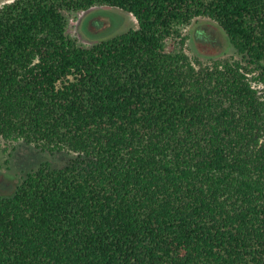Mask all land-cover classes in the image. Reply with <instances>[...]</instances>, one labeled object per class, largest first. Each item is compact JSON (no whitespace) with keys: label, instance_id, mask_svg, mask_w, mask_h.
I'll use <instances>...</instances> for the list:
<instances>
[{"label":"trees","instance_id":"trees-1","mask_svg":"<svg viewBox=\"0 0 264 264\" xmlns=\"http://www.w3.org/2000/svg\"><path fill=\"white\" fill-rule=\"evenodd\" d=\"M100 5L137 27L81 43L74 19ZM198 17L240 60L167 49ZM257 84L264 0L2 4L0 136L72 156L0 190V264H264Z\"/></svg>","mask_w":264,"mask_h":264},{"label":"rangeland","instance_id":"rangeland-1","mask_svg":"<svg viewBox=\"0 0 264 264\" xmlns=\"http://www.w3.org/2000/svg\"><path fill=\"white\" fill-rule=\"evenodd\" d=\"M12 0H0V6ZM135 17L118 7L100 5L80 12L74 19L73 34L83 44H93L102 39L136 28ZM180 35L168 38V50H182L193 62L208 63L211 60H240V55L216 22L208 17H198L177 27ZM196 29H204L208 39H199ZM200 37L204 34H200ZM185 37L184 42L181 39ZM261 94L264 89L257 84ZM72 156L69 151L43 152L22 140L0 136V190L11 193L26 172L49 162L52 166L64 165Z\"/></svg>","mask_w":264,"mask_h":264}]
</instances>
